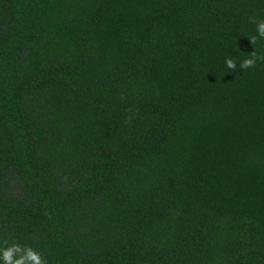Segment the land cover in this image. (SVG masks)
Returning <instances> with one entry per match:
<instances>
[{
  "label": "trees",
  "instance_id": "obj_1",
  "mask_svg": "<svg viewBox=\"0 0 264 264\" xmlns=\"http://www.w3.org/2000/svg\"><path fill=\"white\" fill-rule=\"evenodd\" d=\"M252 20L264 0H0V247L264 264Z\"/></svg>",
  "mask_w": 264,
  "mask_h": 264
},
{
  "label": "clouds",
  "instance_id": "obj_2",
  "mask_svg": "<svg viewBox=\"0 0 264 264\" xmlns=\"http://www.w3.org/2000/svg\"><path fill=\"white\" fill-rule=\"evenodd\" d=\"M256 24V36L251 37V44H255L257 38L264 39V20H252ZM264 61V55L257 56L255 51H252L239 62V70H247L255 67L257 60ZM227 69L237 71V60L235 57H228L225 59ZM0 262L2 264H47L46 258L43 254L37 251L30 245H21L20 243L13 242L7 246L0 247Z\"/></svg>",
  "mask_w": 264,
  "mask_h": 264
}]
</instances>
